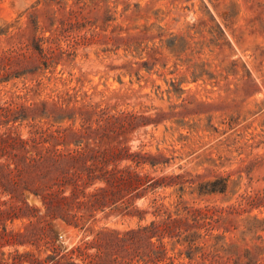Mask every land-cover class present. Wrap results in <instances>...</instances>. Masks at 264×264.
I'll return each instance as SVG.
<instances>
[{"label": "rangeland", "instance_id": "obj_1", "mask_svg": "<svg viewBox=\"0 0 264 264\" xmlns=\"http://www.w3.org/2000/svg\"><path fill=\"white\" fill-rule=\"evenodd\" d=\"M49 34L64 52L45 65L25 46L34 36ZM15 49L26 50L28 57H14ZM63 90L76 94L66 96L68 106L100 102L106 115L124 110L156 120H138L124 130L112 125L115 131L70 139L69 147L107 157L118 149L122 155L162 153L156 166L117 160L133 173L124 171L125 180L108 186L121 187V197L95 210L86 225L124 230L147 224L154 218V197L165 204L178 199L194 206L239 204L238 211L222 212L230 216L224 240L253 252L264 244V0H0V104L57 98ZM99 106L90 108L88 121L95 123ZM26 121L14 122L23 137ZM48 121L40 119L43 125ZM58 123L79 128L81 119ZM144 171L183 172L186 188L182 193L177 185L144 189L127 183ZM98 186L107 184L96 181L88 189ZM28 203L45 214L47 205L39 198L30 195ZM253 216L257 228L242 233L241 219ZM22 221L27 218L8 223ZM53 222L64 246L85 232L60 219ZM168 247L172 253L182 245ZM209 249L193 264L232 263L226 252ZM179 260L189 262L185 253Z\"/></svg>", "mask_w": 264, "mask_h": 264}, {"label": "trees", "instance_id": "obj_2", "mask_svg": "<svg viewBox=\"0 0 264 264\" xmlns=\"http://www.w3.org/2000/svg\"><path fill=\"white\" fill-rule=\"evenodd\" d=\"M56 40L54 34L34 36L31 45L26 44L25 49L48 65L56 62L64 52L57 42L52 44ZM26 50L15 49L17 54L14 57H28ZM8 59L13 58L9 55ZM8 71L5 73L9 74ZM56 95L57 98L27 104L17 101L0 104V248L13 247L0 251V264H140V261L142 264H193L197 257L205 258L206 246L215 253L226 252L232 260L230 264L264 261V256H259L264 253V244H256L253 252L247 247L240 248L233 241L224 240L223 233L229 229L226 222L230 216H224L222 212L238 211L239 204L194 206L181 199L165 204L157 203L154 197V218L147 224L124 230L108 226L92 229L86 225L95 210L121 197V187L114 190L108 186L125 180L124 171L130 175L133 173L118 167L117 160L131 159L135 165L149 163L156 166L162 161V153L134 151L122 155L118 149L109 157L95 152L88 155L81 149L69 147L70 139L83 141L115 131L112 125L124 130L136 125L138 120L149 119L155 123L156 120L149 115L124 110L106 115V106L100 107V102L81 101L79 106H68L64 104L66 96L70 99L76 95L75 92L63 90ZM98 106V116L92 123L88 121L89 110ZM43 116L50 119L47 125L40 122ZM77 117L81 119L79 128L58 123L65 118ZM24 119L27 120L28 134L23 137L15 131L17 126L14 122L20 120L21 124ZM110 162H113L111 166ZM135 175L136 181L130 178L127 183L144 185V189L177 185L183 193L186 188L183 172L153 175L144 171ZM96 181H103L107 186L88 189ZM30 195L47 205L44 215H38L37 208L28 203ZM63 203L72 210L64 208ZM23 218L27 221L20 225L8 223ZM57 219L66 225L83 227L84 234L74 244L62 245L58 238L62 233L53 222ZM241 221L245 227L242 233L255 231L258 226L255 224L258 221L256 216ZM237 222L234 227H237ZM221 227V232H213V229ZM28 244L33 247L18 248ZM168 244L171 249L176 244H181L182 248L170 253ZM182 253H185L188 263L179 260Z\"/></svg>", "mask_w": 264, "mask_h": 264}]
</instances>
